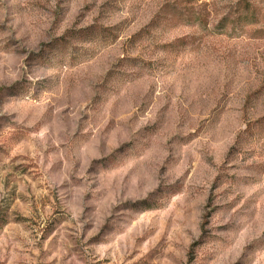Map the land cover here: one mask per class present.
Wrapping results in <instances>:
<instances>
[{
  "label": "rangeland",
  "instance_id": "rangeland-1",
  "mask_svg": "<svg viewBox=\"0 0 264 264\" xmlns=\"http://www.w3.org/2000/svg\"><path fill=\"white\" fill-rule=\"evenodd\" d=\"M0 264H264V0H0Z\"/></svg>",
  "mask_w": 264,
  "mask_h": 264
},
{
  "label": "trees",
  "instance_id": "trees-1",
  "mask_svg": "<svg viewBox=\"0 0 264 264\" xmlns=\"http://www.w3.org/2000/svg\"><path fill=\"white\" fill-rule=\"evenodd\" d=\"M247 6V3L245 4ZM254 11L251 9V13L247 15V20H254L255 17H254Z\"/></svg>",
  "mask_w": 264,
  "mask_h": 264
}]
</instances>
